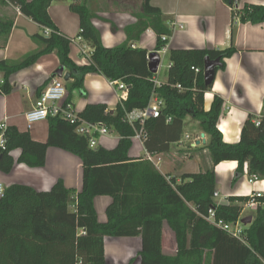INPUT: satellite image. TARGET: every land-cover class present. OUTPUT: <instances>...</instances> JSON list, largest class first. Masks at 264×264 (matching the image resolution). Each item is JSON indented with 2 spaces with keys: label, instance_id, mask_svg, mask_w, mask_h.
<instances>
[{
  "label": "trees",
  "instance_id": "1",
  "mask_svg": "<svg viewBox=\"0 0 264 264\" xmlns=\"http://www.w3.org/2000/svg\"><path fill=\"white\" fill-rule=\"evenodd\" d=\"M55 0H0L2 5L17 7L42 27L32 35L38 49L21 60H0L4 82L1 93L9 94L14 87L10 77L34 65L42 56L55 52L60 65L70 72L66 82L69 95L84 89L88 73H99L108 80H121L128 87V97L114 112L106 104H88L78 112L81 118L104 122L120 135L116 147H92L88 136L61 116L49 117L46 142L33 139L29 131L15 126L5 130L6 149H0V169L9 173L15 164L12 152L21 149L19 163L30 167L44 166L49 147H58L79 156L83 163V187L77 192L59 179L51 190L37 191L23 184L5 187L0 198V264H110L105 256L106 236H141V264H264V207L255 210L253 221L244 225L242 237L211 224L205 216L216 209L218 219L227 223L241 218L244 203L263 202L264 198L230 196L229 204H216V173L214 167L223 161H237L234 182L244 175L247 163L250 175L264 179V115L250 114L245 120L240 140L229 143L218 128L224 99L214 96L205 110V94L213 88L204 81L206 56L231 57L237 49L224 50L171 49L167 81L155 86L157 74L149 69L148 51L133 47L146 29L157 33V50L172 35L166 23L170 18L143 1L144 11L136 24L126 28L127 40L115 47H106L101 33L92 20L96 13L88 0H73L70 8L80 18V36L92 48L90 64L77 65L70 57L73 38L63 34L49 14ZM233 7L242 23L264 22V5L246 3L237 9L238 0H223ZM13 19L0 16V34L5 43L12 30ZM50 30L47 34L46 30ZM198 69V71H197ZM179 85L181 88H179ZM154 93L164 102L160 117L145 120V148L152 153L168 151L179 141L188 115L199 121L209 136L205 145L210 151L213 167L198 173H184L179 178L163 174L150 160L129 156L132 138L141 129L140 121L130 124L127 112L146 108ZM69 104V103H66ZM171 117V120L168 118ZM260 124L257 125L256 121ZM109 195L112 202L106 209L107 221L100 222L95 198ZM238 202V203H237ZM74 209H70V204ZM167 222L175 233L177 252L163 251V225ZM134 262L131 260L130 264Z\"/></svg>",
  "mask_w": 264,
  "mask_h": 264
},
{
  "label": "crops",
  "instance_id": "2",
  "mask_svg": "<svg viewBox=\"0 0 264 264\" xmlns=\"http://www.w3.org/2000/svg\"><path fill=\"white\" fill-rule=\"evenodd\" d=\"M143 1L88 0L96 13L92 22L101 33L104 46H119L127 40L126 28L138 22L139 13L144 11ZM72 2L73 0L53 1L49 7V14L60 31L73 38L70 52L72 60L77 65L90 64L92 48L78 36L80 18L71 10ZM246 3L264 5V0H238L237 9ZM149 5L170 18L166 22L172 28V35H169V42L166 45L167 50L156 49L158 37L152 27L146 29L141 37L132 43L133 47L146 49L148 53L157 51L160 56L164 53L168 59L171 49L224 50L231 46L237 49L231 57L225 58L226 68L218 69L213 88L205 94V110L210 109L216 94L223 97L225 102L218 128L226 142H238L248 116L264 115V22L242 23L234 8L223 0H150ZM0 16L14 21L6 43L0 34V60L18 61L38 49V44L32 39V35L42 31L38 23L24 15L17 7L1 3ZM60 66V59L55 52L42 56L34 65L11 75L10 82L14 89L9 94L1 93L4 77L0 72V124L6 123L8 127L15 126L20 131H29L33 139L46 142L49 121L42 120L29 125L26 114L34 108L36 100L53 79L61 78L53 76ZM161 66L162 58L159 70ZM158 72L156 78L160 79L161 83L166 82L167 74L161 78ZM61 79L66 85L68 80L63 77ZM124 92L127 98L128 90H119L102 74L88 73L84 78V89H75L69 95L67 88L63 103H70L77 112L83 111L88 104L102 103L108 106V110L114 112ZM110 130L109 135L100 139L98 147L112 149L117 146L120 135L113 129ZM203 133L205 132L199 121L188 115L184 121L181 139L172 143L170 150L155 153L158 155L157 158L162 159L160 167L155 166L167 176L178 177L179 181L184 173H198L212 168L211 154L205 147L209 136L205 133L206 142L203 143ZM132 141L129 156L147 159V154L152 152L145 148L144 142L135 136ZM198 141H201L199 145L196 144ZM20 154L21 149L12 152L15 164L9 173L0 169V183L4 187L23 184L37 191H49L61 179L67 188H75L77 192L82 190L83 163L79 156L58 147H49L45 165L30 167L17 161ZM237 166V161H223L214 167L216 191L220 193L217 200H220L221 196L228 198L250 196L254 191L264 188L263 180L254 184H249L247 180L238 181L233 185L231 179L236 176ZM219 170L223 172L219 174ZM224 173L228 179L221 181L218 178ZM111 202L112 197L109 195L95 198L100 222L107 221L106 209ZM247 202L240 203L244 209ZM70 209H74L73 203L70 204ZM104 243L105 256L110 264H130L133 259L132 264H141L139 257L142 250L141 236H106ZM162 246L166 254L174 255L177 252L175 233L167 222L163 225Z\"/></svg>",
  "mask_w": 264,
  "mask_h": 264
},
{
  "label": "built area",
  "instance_id": "3",
  "mask_svg": "<svg viewBox=\"0 0 264 264\" xmlns=\"http://www.w3.org/2000/svg\"><path fill=\"white\" fill-rule=\"evenodd\" d=\"M46 33L49 34L50 30H46ZM162 40L166 41L169 39V35H162ZM162 51H166V46L161 49ZM149 58V55H148ZM171 63L169 64V67ZM198 71V69H197ZM155 86H160L161 82L155 77L154 79ZM111 84L117 86V88L121 91H127V85L122 82L121 80H112ZM179 88L181 86L179 85ZM67 95V87L65 82L61 78H55L53 81L47 86V88L43 91V93L38 97L36 100L35 106L32 110H30L26 114L27 121L29 125L42 121L48 120L49 117L54 116H61L64 119L68 120L71 124L75 126V130L77 133L81 135H85L89 137L90 144L92 147L98 146L99 141L101 138L109 135L111 133L110 128L104 122H92L88 121L84 118H81L78 115V112L74 109V107L69 103H63ZM124 96V97H123ZM121 96V101L127 99L126 93H123ZM164 107V102L161 98L158 97L157 93H154L149 105L143 109H134L130 112L126 113L124 118L125 121H128L130 124H134L136 121H140L141 129L137 131L135 137L141 141L144 140L146 136L145 132V120L149 117H160L162 114V108ZM171 120V117L168 118ZM256 124L259 125V120L256 121ZM8 125L6 123L0 124V149H6V135L5 130L7 129ZM200 139V138H199ZM201 140V139H200ZM157 154L155 153H148L147 159L153 162L156 166L160 167L161 158H157ZM249 184H254L259 180L264 179L259 178L257 175H250L249 174V167L246 163L244 166V175H243ZM5 187L2 183H0V197L4 194ZM220 197V193L215 191L214 198L216 204H229L228 197H222L220 200H217ZM250 197H261L264 198V188L260 191L253 192ZM261 205L264 207V201L259 202L257 200H251L246 203V206H251L257 209V207ZM205 218L213 225L229 232L235 237H242L244 232V224L242 223V217L239 218L236 222L227 223L222 219H218L216 215V209H210L209 213Z\"/></svg>",
  "mask_w": 264,
  "mask_h": 264
},
{
  "label": "water",
  "instance_id": "4",
  "mask_svg": "<svg viewBox=\"0 0 264 264\" xmlns=\"http://www.w3.org/2000/svg\"><path fill=\"white\" fill-rule=\"evenodd\" d=\"M161 65V56L157 51H153L149 53V69L152 73H157L159 67ZM223 66L222 58L219 56L217 58H211L210 56H206L205 65H204V81L207 86L213 85L216 80L217 71L219 68ZM70 72H66V68L64 66H60L53 74V76L63 77L65 80L70 79ZM203 138L205 137V133H203ZM203 143L206 142L204 138ZM201 141H198L196 144L199 145ZM253 221V216H246L242 218V223L244 225H249Z\"/></svg>",
  "mask_w": 264,
  "mask_h": 264
},
{
  "label": "rangeland",
  "instance_id": "5",
  "mask_svg": "<svg viewBox=\"0 0 264 264\" xmlns=\"http://www.w3.org/2000/svg\"><path fill=\"white\" fill-rule=\"evenodd\" d=\"M116 1V0H115ZM134 2H137V1H134ZM137 4H138V2H137ZM162 53V52H161ZM161 58H162V66H161V68H160V70H159V72H158V75H159V77H161V78H163V77H165L166 76V74L168 73V68H169V59H168V57L166 56V54H164V53H162L161 54ZM160 80V79H159ZM186 134H184V136H185ZM112 136H114V135H112ZM184 140L185 141H187L188 142V140L187 139H185V137H184ZM96 148L98 147V146H95ZM223 168V167H222ZM222 170V169H221ZM220 172H223V171H218V173L220 174ZM218 179H221V181H225V180H227L228 178H226V175H225V173H224V175H222V176H220V178H218ZM234 179H235V176L231 179L232 181H231V183L234 185V183H236V182H243V181H245L246 179H245V177L242 175V177H240L238 180H236V182H234ZM223 196H221V198H222ZM254 213H255V208L254 207H251V206H247L244 210H243V212H242V215H241V217L242 218H244V217H246V216H250V215H252V216H254Z\"/></svg>",
  "mask_w": 264,
  "mask_h": 264
},
{
  "label": "bare ground",
  "instance_id": "6",
  "mask_svg": "<svg viewBox=\"0 0 264 264\" xmlns=\"http://www.w3.org/2000/svg\"><path fill=\"white\" fill-rule=\"evenodd\" d=\"M222 128H223V130H225V127L222 126Z\"/></svg>",
  "mask_w": 264,
  "mask_h": 264
}]
</instances>
